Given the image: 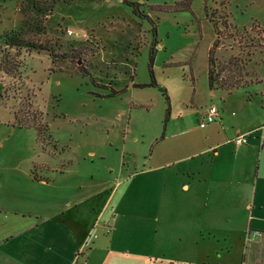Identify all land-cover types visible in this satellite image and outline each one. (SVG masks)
<instances>
[{
    "label": "rangeland",
    "instance_id": "rangeland-1",
    "mask_svg": "<svg viewBox=\"0 0 264 264\" xmlns=\"http://www.w3.org/2000/svg\"><path fill=\"white\" fill-rule=\"evenodd\" d=\"M209 15L235 27L219 24L226 37L215 51L220 63L240 58L246 74L229 93L208 84ZM253 22H264V0H0V37L39 46L12 48L18 69H0L2 176L13 183L66 164L70 191L104 181L111 190L149 167L152 151L204 144L216 127L198 125L210 105L247 104V127L261 128L264 54L247 45Z\"/></svg>",
    "mask_w": 264,
    "mask_h": 264
},
{
    "label": "crops",
    "instance_id": "crops-1",
    "mask_svg": "<svg viewBox=\"0 0 264 264\" xmlns=\"http://www.w3.org/2000/svg\"><path fill=\"white\" fill-rule=\"evenodd\" d=\"M218 108L204 144L152 151L149 167L111 190L70 191L66 164L7 182L0 154V264H261L264 124L247 127V104Z\"/></svg>",
    "mask_w": 264,
    "mask_h": 264
},
{
    "label": "trees",
    "instance_id": "trees-1",
    "mask_svg": "<svg viewBox=\"0 0 264 264\" xmlns=\"http://www.w3.org/2000/svg\"><path fill=\"white\" fill-rule=\"evenodd\" d=\"M209 19L214 25L216 35L208 54V84L210 89H221L229 93L235 88L247 85V81L245 79L246 74L242 72L243 66L240 64V58L238 59L235 56H230L227 60L220 63L217 62L215 51L219 47L221 39L226 37L224 30L219 27V24L222 25L224 29L235 30V27L232 26L226 18H224L221 23L214 20L211 15H209ZM250 31L254 32V34L250 36L249 43L247 45L253 48H259V51L264 54V22H253ZM0 39L2 41L0 44V69L6 73L15 72V70L18 69L17 58L10 54V50L12 48L24 46L39 48V46L33 42H26V44L21 43L18 34L15 33H5L2 37H0ZM153 82H155L154 78ZM161 89L164 94H166L165 89ZM166 98L168 99L167 96ZM18 125L23 126L24 124L19 121ZM25 125L34 126L37 129L38 134L42 131V127L39 123H30Z\"/></svg>",
    "mask_w": 264,
    "mask_h": 264
},
{
    "label": "built area",
    "instance_id": "built-area-1",
    "mask_svg": "<svg viewBox=\"0 0 264 264\" xmlns=\"http://www.w3.org/2000/svg\"><path fill=\"white\" fill-rule=\"evenodd\" d=\"M218 116H219V108L215 105H210L209 107L206 108L203 118L199 120L198 125L200 127H205L207 124L216 121ZM247 136H248L247 134H238L232 139V141L235 143L236 146L243 145L247 142ZM95 237H96V229L92 228L84 242V247L89 245V243ZM80 254H81V250L77 252L76 259Z\"/></svg>",
    "mask_w": 264,
    "mask_h": 264
}]
</instances>
